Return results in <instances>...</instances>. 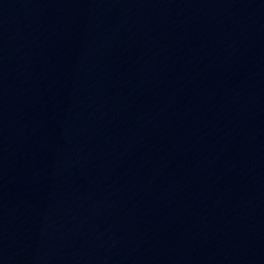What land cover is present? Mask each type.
I'll use <instances>...</instances> for the list:
<instances>
[{"label":"water","instance_id":"1","mask_svg":"<svg viewBox=\"0 0 264 264\" xmlns=\"http://www.w3.org/2000/svg\"><path fill=\"white\" fill-rule=\"evenodd\" d=\"M0 264H264V0H0Z\"/></svg>","mask_w":264,"mask_h":264}]
</instances>
